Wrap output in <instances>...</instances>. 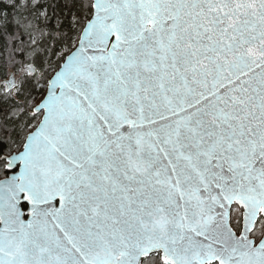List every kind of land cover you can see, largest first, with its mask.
Listing matches in <instances>:
<instances>
[{"label":"snow or ice","instance_id":"obj_1","mask_svg":"<svg viewBox=\"0 0 264 264\" xmlns=\"http://www.w3.org/2000/svg\"><path fill=\"white\" fill-rule=\"evenodd\" d=\"M0 264H264V0H0Z\"/></svg>","mask_w":264,"mask_h":264}]
</instances>
